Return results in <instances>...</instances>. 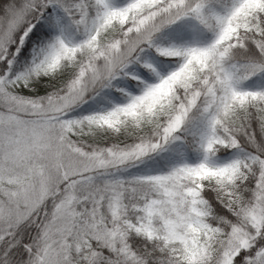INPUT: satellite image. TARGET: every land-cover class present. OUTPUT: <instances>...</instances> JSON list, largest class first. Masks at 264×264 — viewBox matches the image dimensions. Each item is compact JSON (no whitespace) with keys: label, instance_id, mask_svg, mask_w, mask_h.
<instances>
[{"label":"snow or ice","instance_id":"obj_1","mask_svg":"<svg viewBox=\"0 0 264 264\" xmlns=\"http://www.w3.org/2000/svg\"><path fill=\"white\" fill-rule=\"evenodd\" d=\"M0 264H264V0H0Z\"/></svg>","mask_w":264,"mask_h":264}]
</instances>
